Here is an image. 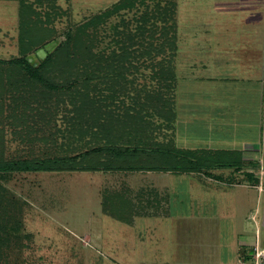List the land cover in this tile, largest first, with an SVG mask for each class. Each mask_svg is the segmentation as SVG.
<instances>
[{"label":"rangeland","instance_id":"1","mask_svg":"<svg viewBox=\"0 0 264 264\" xmlns=\"http://www.w3.org/2000/svg\"><path fill=\"white\" fill-rule=\"evenodd\" d=\"M25 1L38 11L37 15L31 12L32 17H38L43 24L51 28L50 36L45 38V43L33 52H27L30 61L34 60L36 55V58H43L46 52L41 55L39 52L41 48L52 43L49 48L52 49L56 40L65 39L69 29L99 12L109 14L92 27L98 42L96 48H105L109 51L111 47H117V39L123 40L125 37L126 42L129 43L126 34H134V36L137 34V37H140L138 32L141 26L147 29L142 43L148 45L151 41L152 45H158L162 39L159 37V32L165 24V19L161 17L162 15L157 17L152 14L161 6H169V15H167L170 17L167 18V22L174 23L176 34L173 57H170L175 80L172 89L160 95L161 81L152 76L149 65L157 64L163 56H170L172 51L169 52L167 47L165 52L156 56L131 57L138 68L124 72L118 90H105V93L112 95L108 98L107 107L113 117L111 126L113 124L115 126L105 135L99 134L98 140L93 136L92 131L80 133L77 125L73 124V120L69 117L73 114L70 110L72 104L67 98L60 104L58 111L52 115L48 123L36 125V131H31L34 126L30 128L31 130L24 131V124L20 121L21 114L13 117L6 115L7 111L0 112V159L70 157L82 152L86 147L97 144L114 143L129 147L136 146L139 149L158 143L175 146V141L171 137L172 131L169 129L175 121L176 66H178L177 70L185 67L182 61L186 51L185 41L184 35L181 34L189 31L190 36H196L195 34L201 35L205 32L208 26L216 28L219 23L215 20H219L220 17L216 18L213 12L215 3L231 0H134L133 4L126 5H122V0ZM248 1L233 2H236L237 6L242 3V6L247 5V8L256 9V4ZM263 2L264 0L261 6H259L261 2L257 5L261 10H264ZM227 20L233 22L230 18ZM254 24L258 27L257 30L264 29V16L261 15L259 21L256 17ZM19 28V1L0 0L1 58L21 54ZM151 30L155 35L154 39L149 36ZM138 44L141 48L140 42L130 44L129 48H137ZM37 60L35 59V64ZM145 63L149 64L145 65ZM150 96L155 97L154 101H150ZM161 96L169 97L170 103L163 105L164 100ZM164 108L173 110V117L167 119L161 111ZM233 118H235L233 111L227 113L226 124H230ZM198 123L199 120L195 121L194 125ZM260 125L264 134V114ZM94 131L97 129L94 128ZM219 131L222 135L227 129ZM74 157L82 164L86 160L81 154ZM245 166L252 167L257 172L253 173L256 175V182L262 180L264 166L261 158L245 162ZM121 170L0 171V205L2 206L0 212L5 218L3 222H6L9 238L0 246V264L163 262L167 257L163 254L172 244L169 240L172 239L169 231L172 227L154 223L155 231H153V226L151 229L143 227L142 223L145 221L142 219L138 220L141 224H135L137 221L135 217L134 222L130 223L133 226H130L127 222L120 221L127 220L128 216L124 215L120 218L113 210L122 209L120 200L113 205L115 199L122 195L119 192L121 182L130 180V176L134 184L137 180L135 172L124 173ZM252 180L254 181L253 178ZM139 183L146 182L143 179ZM105 203L111 208L106 207ZM148 220L150 224L154 221L153 218Z\"/></svg>","mask_w":264,"mask_h":264},{"label":"crops","instance_id":"2","mask_svg":"<svg viewBox=\"0 0 264 264\" xmlns=\"http://www.w3.org/2000/svg\"><path fill=\"white\" fill-rule=\"evenodd\" d=\"M233 1L215 3L216 28L208 26L194 37L181 34L185 67L176 66L175 121L169 130L177 147L235 149L244 163L208 171L121 170L135 172L137 180L126 176L121 182L122 195L114 203L120 200L128 217L120 221L133 226L134 217L137 225L142 219L153 231L154 223L172 227L167 257L156 264H251L254 245H264V174L256 182L257 172L245 166L263 160L264 29L254 24L264 16L257 7L263 0L248 1L256 9ZM232 111L235 118L226 124ZM222 129L227 132L221 135Z\"/></svg>","mask_w":264,"mask_h":264},{"label":"trees","instance_id":"3","mask_svg":"<svg viewBox=\"0 0 264 264\" xmlns=\"http://www.w3.org/2000/svg\"><path fill=\"white\" fill-rule=\"evenodd\" d=\"M19 1V39L21 54L10 58L0 57V112L7 111L6 115L21 116L23 129L27 132L36 131V125L48 123L52 115L58 111L60 104L71 101L70 110L73 114L69 117L77 125L79 132H91L99 139V134L105 135L114 128L111 126L112 118L107 105L111 94L105 90H118L120 78L124 72L137 69L138 65L132 58L141 56H156L168 48L170 56H163L157 64L151 63L152 76L160 82L163 95L164 91L171 90L175 80V71L172 64L173 49L175 48V25L167 22L169 19V6L157 8L152 15L161 16L165 24L159 32L161 41L158 45H148L145 40L147 29L134 34H126L123 40H116L117 47L96 48L97 39L92 27L108 15V12H99L91 15L75 27L68 30L64 40H56L52 49L46 50L43 58L28 59L27 52H33L42 46L45 38L50 36L51 28L43 24L38 17H32L31 12L38 13L32 4L25 0ZM134 0H122V5L133 4ZM171 10V9H170ZM168 14V15H167ZM37 15V14H36ZM147 18V16H145ZM46 23V21L44 20ZM142 25V24H141ZM149 34L155 38L153 30ZM137 37V38H136ZM138 39V40H137ZM142 45L130 49L132 43ZM171 50V51H170ZM171 57V58H170ZM145 63V65H148ZM117 85V86H115ZM162 97V96H161ZM150 101L155 97L150 96ZM163 105L170 103L169 97H162ZM162 109L164 116L173 117L174 111ZM113 116V115H112ZM132 116V115H130ZM94 128L97 131H94ZM30 131V132H31ZM145 152H142V151ZM83 155L85 162L76 160L74 156ZM72 156L33 157L17 159H0V171H59L76 169H165L174 171H193L215 168L234 167L240 168L243 164L241 151L235 149L191 150L177 146H168L158 143L147 148L123 146L119 144H97L86 147L82 152ZM264 166V150L263 160ZM208 171V170H207ZM115 205V203L113 204ZM0 208L2 206L0 205ZM113 209V207H112ZM118 217L122 218V209H113ZM1 214V212H0ZM0 215V246L8 241L6 222Z\"/></svg>","mask_w":264,"mask_h":264},{"label":"built area","instance_id":"4","mask_svg":"<svg viewBox=\"0 0 264 264\" xmlns=\"http://www.w3.org/2000/svg\"><path fill=\"white\" fill-rule=\"evenodd\" d=\"M251 264H264V245H254Z\"/></svg>","mask_w":264,"mask_h":264},{"label":"water","instance_id":"5","mask_svg":"<svg viewBox=\"0 0 264 264\" xmlns=\"http://www.w3.org/2000/svg\"><path fill=\"white\" fill-rule=\"evenodd\" d=\"M51 45H52V43H49V44H47L46 46H45V48H41L40 50H39V52H40V54L41 55H43V54H45V50L46 49H49L50 47H51Z\"/></svg>","mask_w":264,"mask_h":264}]
</instances>
